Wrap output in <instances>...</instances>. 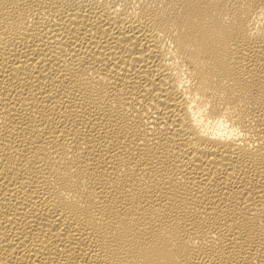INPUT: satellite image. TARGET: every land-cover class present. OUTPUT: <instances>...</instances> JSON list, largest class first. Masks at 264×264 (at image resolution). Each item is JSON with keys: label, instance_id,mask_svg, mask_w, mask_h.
<instances>
[{"label": "bare ground", "instance_id": "bare-ground-1", "mask_svg": "<svg viewBox=\"0 0 264 264\" xmlns=\"http://www.w3.org/2000/svg\"><path fill=\"white\" fill-rule=\"evenodd\" d=\"M0 264H264V0H0Z\"/></svg>", "mask_w": 264, "mask_h": 264}]
</instances>
